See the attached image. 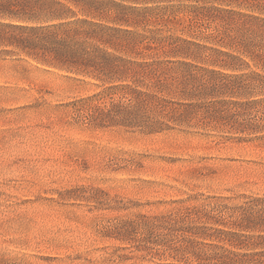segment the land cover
Wrapping results in <instances>:
<instances>
[{"label": "rangeland", "instance_id": "rangeland-1", "mask_svg": "<svg viewBox=\"0 0 264 264\" xmlns=\"http://www.w3.org/2000/svg\"><path fill=\"white\" fill-rule=\"evenodd\" d=\"M160 25L214 45L201 37L212 25ZM244 59L235 71L195 59L186 88L207 99L189 123L147 133L100 116L123 99L99 80L0 52V264H197L163 245L161 219L205 198L264 207V87L217 74L264 75Z\"/></svg>", "mask_w": 264, "mask_h": 264}, {"label": "trees", "instance_id": "trees-1", "mask_svg": "<svg viewBox=\"0 0 264 264\" xmlns=\"http://www.w3.org/2000/svg\"><path fill=\"white\" fill-rule=\"evenodd\" d=\"M159 24L200 33L213 26L201 37L214 45L182 38L170 28L163 32ZM0 48L99 80L123 99L99 110L100 116L157 133L173 128L170 123H189L195 117L191 110L207 99L208 93L186 88L189 70L199 68L195 59L235 71L249 68L244 59L249 58L264 68V0H0ZM217 74L264 87V75L255 71ZM258 201L205 198L182 216L161 219L162 243L192 255L197 264H264V207L257 209ZM188 220L202 224L185 226Z\"/></svg>", "mask_w": 264, "mask_h": 264}]
</instances>
